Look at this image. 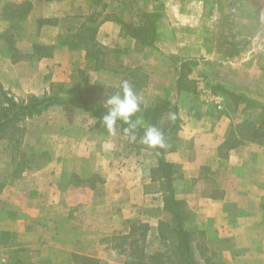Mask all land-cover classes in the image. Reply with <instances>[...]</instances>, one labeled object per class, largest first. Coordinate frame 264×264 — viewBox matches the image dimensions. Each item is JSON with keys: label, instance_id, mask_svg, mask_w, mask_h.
Segmentation results:
<instances>
[{"label": "crops", "instance_id": "1", "mask_svg": "<svg viewBox=\"0 0 264 264\" xmlns=\"http://www.w3.org/2000/svg\"><path fill=\"white\" fill-rule=\"evenodd\" d=\"M103 1L94 40L127 52L122 71H95L82 46L69 47L90 26L89 16L101 11L93 0H0V91L15 102L43 99L52 96L51 87L92 72L121 91L125 72L142 69L146 75L135 91L141 110L134 118L144 123L146 109L163 99L176 113L163 115L158 126L179 119L164 159L173 166L172 188L197 263L264 264V145L246 141L220 152L230 128L255 121L264 107V0H134L135 6L149 2L146 12L159 15L152 46L123 31L121 21L140 23L122 11L124 0ZM70 22L74 28L66 27ZM185 62H193L186 71L193 89L177 91ZM201 88L224 102L229 92L238 103L232 111L225 104L215 110ZM57 106L43 112L68 111L70 119L51 132L26 117L20 143L31 144L34 155L23 169L12 168L11 142L0 138L1 257L14 250L35 264H132L115 238L145 226L146 264L163 247L164 256L178 262L152 152L133 145L138 140L122 134L119 123L109 132L91 113ZM42 152L45 158L37 156ZM203 168L217 176L214 190Z\"/></svg>", "mask_w": 264, "mask_h": 264}, {"label": "trees", "instance_id": "2", "mask_svg": "<svg viewBox=\"0 0 264 264\" xmlns=\"http://www.w3.org/2000/svg\"><path fill=\"white\" fill-rule=\"evenodd\" d=\"M93 2L95 3L96 7L101 8V11H97V14L95 13L90 15L88 18L90 26H83V28L77 33V35H75V41L73 40L72 42H69V47L71 49L82 46L85 49L87 58L89 59H92L94 57L93 53L96 51V49H102V47L95 42L94 37L98 25L104 20L102 10L106 7V4L103 0H93ZM100 17H102L101 20H99ZM158 17L159 15L156 12H142L139 24H128L122 21L119 23L123 31H125L126 34L129 35V37L134 38L141 45L152 46L154 45L157 37L156 21ZM61 43L65 44V42L63 41ZM191 64H193V62H185L181 64L179 77L176 81L177 91H190L193 89V83L186 78L188 66H190ZM215 90V92L219 91L218 88ZM223 93L231 95L233 98H235L236 103H238V99L233 94L225 91ZM53 105H72L78 109L85 110L91 113L92 116L97 119V125L102 122V116L107 112V106L90 103L87 104L77 99L63 100V98H59L56 95L48 96L43 99L30 98L29 102L21 104H18L13 100H8L7 106L0 110V138L7 137L5 132L10 126H12L22 117H28L40 113ZM260 109L262 111L261 118L259 117V119L255 121L246 120L241 123L235 124L230 128L225 142L221 146V153L225 150L235 148L246 141L264 145V107ZM170 111H175L176 113V109L173 108L172 104L163 99H158L155 104L146 109L144 115V123H139L137 125V127L135 128V136L139 142H142V137L144 136L145 129L149 126L156 127L164 136L165 146L162 148L149 147L146 144L144 145L148 147V149L155 157L159 172L164 180V184L166 185L165 187L167 195L164 201L165 210L168 211L171 215L173 234L177 240L176 253L178 256V262H174V264H198L191 246L190 234L183 227V215L179 210L178 202L175 200L171 178L173 174V166L167 163L164 159L165 149L169 143L171 135L177 131L179 124V119L176 116L168 128L158 126L159 120L163 117V115ZM132 119L133 121L136 120L134 117ZM119 124L121 125L122 134L127 135L123 131V129L127 127V125L123 124L122 122H119ZM23 133L24 132L22 130L19 131L17 142L21 140ZM204 170H206V168H203V171ZM141 227L143 228V232L140 235V238L142 239L145 236L147 228L145 226ZM141 227L138 228L140 229ZM138 228H135L133 226V228H131L130 235L122 236L117 239L115 238V241H117V243L115 244V248L117 247V245L121 246V244H119L120 240L124 241L126 239L128 240L130 238H133L135 232L139 230ZM138 240L139 239H137V241ZM135 244L136 240L131 241L130 243L131 247ZM133 257L134 260L132 261V264H146L144 262L146 260V255L143 250L138 251V253L134 254ZM150 259L158 261L160 260V263L161 261L165 260L167 264L172 263L173 261L169 259V256H164V254L151 256Z\"/></svg>", "mask_w": 264, "mask_h": 264}, {"label": "rangeland", "instance_id": "3", "mask_svg": "<svg viewBox=\"0 0 264 264\" xmlns=\"http://www.w3.org/2000/svg\"><path fill=\"white\" fill-rule=\"evenodd\" d=\"M124 1L125 3L123 5L122 11H124L125 14H128L130 18L134 17L135 21H137L135 16L141 20L142 12H146L147 9L149 8L148 6L149 2L146 3L143 1L138 6H135V5H132L134 0H124ZM66 27L74 28L73 22H70L69 24H67ZM69 42H72V41H69ZM124 55H127V52L121 51V50L119 51L118 49H109V48L108 49L107 48L106 49L105 48L96 49V51L93 53L94 57L92 58V60L95 63L94 70L95 71H98V70H106V71H109V70L120 71L121 70L122 71L123 68H120L119 66L121 62L120 59L123 60ZM97 67H100V68H97ZM125 74L126 76H128V81H130V85L132 86L134 91L137 90V85L138 87L142 85L140 83L144 80V77L146 75L142 69L140 70L134 69L131 72H127V73L125 72ZM106 82L107 81H105V79H101L99 77L97 78V76L94 75L93 72L90 74L82 73V74H79L75 80L71 81L70 83L66 85H63V86L58 85L55 87H51V93H52V96L56 95L59 98H63V100L64 99L65 100H76L77 99L87 104L90 103V104H98V105L107 106L106 100L110 96L120 91H119V84L106 83ZM218 92L222 93L221 91H218ZM223 95H225L224 104L227 107V110L232 111V109L236 105L235 98H233L231 95L227 93H223ZM8 100H13V99L9 97L5 92L0 91V110L7 106ZM27 102H29V99L18 101L16 103L21 104V103H27ZM66 106H70V105H59V107L58 106L57 107L65 108ZM261 114H262V111L259 112V115L255 120L259 119V117L261 118L262 117ZM32 117H33L32 122L35 123V126L37 129H40L41 128L40 126L43 125L44 131H49V132L53 131L52 128L55 126L56 123L58 124L62 121L66 122V120L70 119V115L68 111H63L60 109H54V110L46 111V112L42 111L40 113L32 115ZM25 119L26 117H22L12 126H10L8 130L5 132L7 136L5 137V139H8V141L11 142L9 143L11 145L8 149L12 157L11 159V162L13 163L12 168H16L15 170L17 171L23 169V167L25 166V160H28V157L30 156V154L34 155L31 144L28 143L29 145L27 144L21 145L20 143L21 141L17 142L19 131L22 130L24 132V129L26 128L27 123H29V121L25 122ZM80 119L86 123L87 119H84L83 115H81ZM139 144L141 145L142 142L136 141L133 143V145L135 146ZM37 156H41L42 158H45V156H47V153L42 152L38 154ZM202 173H203V177L207 181L206 183L207 188L214 190L216 187V180H217L216 177L217 176L214 175V173L208 169L202 171ZM95 179L93 178V182L96 181ZM163 186L165 187L166 185L164 184ZM162 195L164 196V194ZM142 232H143V228L141 227L139 230L135 232V235L133 238H130L128 240L126 239L124 241L120 240L119 244H121V246L117 245V251L120 252V255L122 256V258H124L127 261H133L134 260L133 255L137 254L138 251L143 250V252L145 253L144 244L140 242L141 240L140 235ZM137 239L139 240L137 241ZM134 240H136V244L131 247L130 243L131 241H134ZM172 248L170 247V251H173ZM162 249H163V253L161 254H164L165 252L164 247ZM5 254L6 256L4 258L2 257L0 258V264H35V262L31 258H26L25 256L24 258L20 256L14 250L13 251L11 250L9 254L7 253ZM148 261H149V264L151 263L167 264L165 260L161 261L160 263V260L159 261L151 260L149 258ZM144 262L147 263L146 260ZM172 262H175V261H172Z\"/></svg>", "mask_w": 264, "mask_h": 264}, {"label": "clouds", "instance_id": "4", "mask_svg": "<svg viewBox=\"0 0 264 264\" xmlns=\"http://www.w3.org/2000/svg\"><path fill=\"white\" fill-rule=\"evenodd\" d=\"M141 97L133 90L128 81H122L121 91L110 96L106 100L107 112L102 116V123L109 132H115L119 122L127 125L123 129L132 140L136 139L135 128L140 123L133 117L141 110ZM142 142L149 147H164L165 141L163 134L154 126L145 129Z\"/></svg>", "mask_w": 264, "mask_h": 264}, {"label": "built area", "instance_id": "5", "mask_svg": "<svg viewBox=\"0 0 264 264\" xmlns=\"http://www.w3.org/2000/svg\"><path fill=\"white\" fill-rule=\"evenodd\" d=\"M201 93L203 96L207 97V101L215 110L222 111L224 109V98L222 96L210 93L205 88H201Z\"/></svg>", "mask_w": 264, "mask_h": 264}]
</instances>
